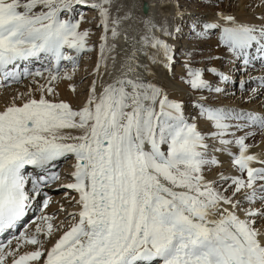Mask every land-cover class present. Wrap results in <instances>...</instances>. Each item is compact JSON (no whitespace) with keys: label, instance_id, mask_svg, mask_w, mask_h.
<instances>
[{"label":"snow or ice","instance_id":"1","mask_svg":"<svg viewBox=\"0 0 264 264\" xmlns=\"http://www.w3.org/2000/svg\"><path fill=\"white\" fill-rule=\"evenodd\" d=\"M77 6L96 13L98 44ZM148 7L0 0V87L37 85L0 110V264H264V111L240 106L264 109V0L243 18L236 0ZM91 53L73 107L58 89L77 96ZM229 85L239 104L223 102ZM53 185L76 209L58 224Z\"/></svg>","mask_w":264,"mask_h":264},{"label":"bare ground","instance_id":"2","mask_svg":"<svg viewBox=\"0 0 264 264\" xmlns=\"http://www.w3.org/2000/svg\"><path fill=\"white\" fill-rule=\"evenodd\" d=\"M128 3L131 4L133 2L137 3V4H143L144 2H147L149 4V11H148V15H153V16H157L159 17V12L157 9L152 8V5H159L161 2H167V0H117V3ZM236 2L239 4V7H235L233 9H231L233 12L236 13V15L238 17H250L251 15V11L250 9L244 7L245 4L248 3H252V4H256L258 3V0H236ZM77 9L81 10L82 12H84L85 15V20L89 21V23H84L81 25L82 28H89L91 29L92 35L89 39V43L90 44H98V36L100 34V29H98L96 27L97 24V16L96 13L93 12L91 9L89 8H85L82 6H77ZM257 12L260 11V9H256ZM122 14V13H121ZM134 14L139 16L144 14L142 9L140 10H134ZM181 45L184 43L183 41L180 42ZM118 44V52L122 53V49L123 47H126L123 44V39L121 38V40L117 41ZM95 53H91L89 54L90 58L85 57L81 59L80 62V69L76 75V82L80 85V87L77 90V96L73 97L72 93L69 92L66 88V86L64 84H61L59 87V92H60V99H64V100H68L69 102L72 103L73 107H76L77 105H79V103L82 101L83 99V91L86 89L87 87V83L88 81L91 79V77L88 76V72L91 71L93 65H94V61H95ZM39 64L33 63L31 65V67L35 68V67H39ZM215 66L220 67L221 70H224L227 72V67L224 66L222 63H217ZM87 69V71H86ZM257 74V73H254ZM161 78L163 79V74L161 73ZM82 78H86L84 79V82L81 83ZM210 80H214V77L208 76L206 77ZM238 78V77H237ZM39 79V78H37ZM43 82V81H41ZM3 78L0 77V84H3ZM32 87L34 90L36 89L37 85L33 84V85H29V81L27 79H25L22 83L20 84H11L7 87H0V110L3 109V107L5 106V104L11 103L12 102V98L14 96L17 95V93H23L26 92L28 90L29 87ZM230 88V90L232 91H236V97L235 99L233 98H229L224 100V103L227 104H239V90H238V86L237 85H229L228 86ZM35 95H37L38 97V93H35ZM17 103H19V101H17ZM241 107H246V108H250L253 109L255 111H264V109L261 108V101L257 100L253 103H250L248 105H240ZM74 163L73 160L69 159L67 162L63 163L61 168H60V172L62 177H66V174L68 172L71 171V166ZM64 182H68L67 179L64 180ZM45 191H47L49 193V195L52 197L49 206L44 209V213L48 214V215H53V214H57L56 215V219L53 221L54 224H58L59 221L63 220L66 216V212L68 211H76V209H74L71 206V203L69 202V199H66L64 196V190L63 189H58L57 185H53L50 188L45 189ZM70 195H74V193H70ZM63 206L65 208V212H60V207ZM41 213L39 212L38 209H33L30 210L26 217L24 218L23 222L21 224H18V226L24 225L21 227L20 231H23L25 228H27L29 231H33L35 228V225L33 224V221L36 219V216L40 215ZM67 227V224H65V228ZM7 232H0V242H6L7 240L11 239L13 233L7 234ZM16 235H18L19 233L16 232ZM59 233H57L56 236H54L52 238V240H50L48 242V244H46L47 246H50V244L52 242H54V240L56 238H58ZM15 240L12 241V246H15ZM32 250V246H25V248L22 249V251H30ZM10 264V262H9Z\"/></svg>","mask_w":264,"mask_h":264},{"label":"water","instance_id":"3","mask_svg":"<svg viewBox=\"0 0 264 264\" xmlns=\"http://www.w3.org/2000/svg\"><path fill=\"white\" fill-rule=\"evenodd\" d=\"M143 4H146V5L149 6V4H148L147 2H144ZM142 11H143V9H142ZM148 11H149V7H148V9H147V13H148ZM143 13H144V11H143Z\"/></svg>","mask_w":264,"mask_h":264},{"label":"rangeland","instance_id":"4","mask_svg":"<svg viewBox=\"0 0 264 264\" xmlns=\"http://www.w3.org/2000/svg\"><path fill=\"white\" fill-rule=\"evenodd\" d=\"M78 11H81V10H79V9H78ZM256 139H257V140H259V139H260V137H259V136H257V138H256ZM24 224H25V223H24ZM21 226H22V225H21Z\"/></svg>","mask_w":264,"mask_h":264}]
</instances>
